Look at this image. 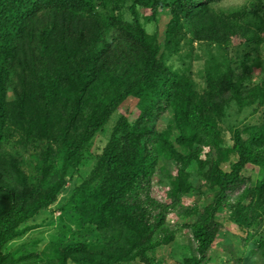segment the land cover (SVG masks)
I'll list each match as a JSON object with an SVG mask.
<instances>
[{
	"label": "trees",
	"instance_id": "trees-1",
	"mask_svg": "<svg viewBox=\"0 0 264 264\" xmlns=\"http://www.w3.org/2000/svg\"><path fill=\"white\" fill-rule=\"evenodd\" d=\"M212 2L0 0V264H21L24 258L14 259L5 247L38 227L30 223L54 205L90 156L94 135L113 115L110 137L92 159L88 177L73 188L67 204L58 208L61 215L45 223L51 228L47 246L51 256L46 264L147 261L149 251L173 242L166 224L169 213L180 218V227L187 228L193 246L192 256L180 264H207L208 250L222 229L216 216L221 209L232 210L227 221L239 232L238 243L226 248V263L243 264L249 244L253 245L250 255L258 250L264 258V242L253 240L251 233L258 230V214L248 215L251 207L260 209L259 213L264 210V125L226 120L250 110L259 98L264 103L260 96L264 90L259 88L245 103L242 97L235 98L230 115L222 108L224 102L217 101L223 92L239 90L235 73L247 70L242 64L243 49L241 57L237 54L240 66H233L230 56L216 57L211 49L206 50L202 98L188 80V65L182 62L173 70L161 62L165 54L179 49V43L168 46L178 32L186 35L187 31L190 44L227 45L226 36L219 35L212 24ZM160 8L167 10L168 23L162 35L150 36L145 27L157 24ZM142 10H149L150 15L144 16ZM256 26L264 30V25ZM122 41L127 44L124 53L119 50ZM128 99L135 101L137 110L132 122L119 113ZM158 121L162 123L159 128ZM218 124L229 133L230 147H218ZM169 134L188 151L183 155L172 152L177 165L172 180L158 163L161 140L167 136L166 142H173ZM12 135L20 138L11 141L7 136ZM29 145L37 147L30 151ZM203 146L231 153L237 160L229 171L212 166L202 172L212 195L210 203L184 206L182 199L194 190L186 171ZM18 147L31 156V170L23 168L30 163ZM247 165L257 166L249 186L230 196L240 186L239 175ZM204 166L195 167L193 174ZM5 176L13 177L11 183ZM154 178L159 188L169 184L168 202L151 196ZM254 192L259 193L247 207L239 204Z\"/></svg>",
	"mask_w": 264,
	"mask_h": 264
},
{
	"label": "rangeland",
	"instance_id": "rangeland-1",
	"mask_svg": "<svg viewBox=\"0 0 264 264\" xmlns=\"http://www.w3.org/2000/svg\"><path fill=\"white\" fill-rule=\"evenodd\" d=\"M212 10L214 13L213 25L216 28L219 35H225L227 38V45H215L211 44V47H208L205 44L199 46L198 42H194L190 44L189 42V33L186 31V35L182 32H178L174 35V38L170 45H174L179 43V49L176 53H172L170 55L165 54V49L162 48L161 51L164 52L165 58L162 60V63H165L167 68L170 69H179L182 62L183 64L188 65V80L193 84V90L195 93L198 94L197 97L204 96L205 86L207 81V73L204 68V63L207 59L206 50L211 49V55L218 56V54H222L225 57H231L229 59L233 66H240L239 60L237 58V54L241 57L239 53L243 49L245 60V66H247V70L237 69L235 76V82L238 86H240L237 93L239 96H236L232 92L228 94L223 92V97L218 99L217 101H223L224 105L222 108H226L225 112L227 115L233 113L231 105L235 102V98L242 97L245 101L252 100L250 97H255L257 94V90L261 88L264 90V30L263 28H258L256 25L263 27L264 25V0H215L212 2ZM161 12V16L158 19L157 24H147L145 29L148 35H152L156 33L157 35H162V32L165 28V25L168 23L169 17L165 15L167 12L166 9H159ZM117 12V11H116ZM164 12V13H163ZM142 14L144 16H149V10H142ZM256 16L259 18L257 19ZM145 20L142 19V24L145 25ZM240 30V32H239ZM244 33H246L244 35ZM112 36V35H111ZM188 36V37H187ZM249 39V40H247ZM111 40L114 42L113 37ZM124 44V45H123ZM122 46L119 45V50L126 52V42L122 41ZM243 46V48H241ZM172 47V46H171ZM219 49V50H217ZM248 57V59H247ZM170 63H173V66H170ZM241 64V65H242ZM254 92L253 93H250ZM7 97L11 98L10 93H7ZM250 96V97H249ZM264 97V93L260 95ZM255 101V100H254ZM263 99L259 98L257 101L253 103L250 110L245 111L240 116H228L226 119L230 124H237L238 120H242V123L251 124L252 122H258L259 126L264 125V103L262 102ZM230 107V108H227ZM255 108V109H254ZM254 109V111H251ZM119 113H123L129 122H132L137 117V110L135 108V101L128 99L125 101ZM213 115L212 111L209 112V118ZM115 115L111 117V119L104 125L101 131L97 132L91 143L90 147V156L87 157L86 162L83 166H80L78 171L75 175L69 180L68 183L65 184L59 195L57 196V201L51 206L43 215H41L37 220L30 223L32 225H36L35 229L27 233L24 237L20 239H16L10 242L5 247V252L12 254L14 259L24 258L21 261V264H34L33 262L36 261L38 264H46L47 259L51 256V252L48 251V238L50 236L51 228H47L45 223L51 217L54 219L61 215V211L58 210L60 206L63 204H67L69 197L72 195L73 188L77 187L84 181L90 172V164L92 159L99 155L103 148L105 147L109 137L110 131L114 124ZM262 117L261 120L258 119ZM248 122V123H247ZM224 124V123H223ZM223 124H218V129L220 130V134L218 136L219 142L218 147L220 149H224L227 146L230 147L232 142L230 140L229 133L224 130L223 131ZM249 124V125H250ZM255 124V123H253ZM158 128L162 126L160 121L157 122ZM172 136L173 142H166L167 136L161 140V159L158 162L159 166L164 170V175H170L168 180H172L176 173L177 165L173 162L172 152L176 151L181 155L188 152L187 150L183 149L180 146V142L174 141L177 138L173 134H169ZM11 141L15 140L18 141L17 136H7ZM9 142V146H12V142ZM15 141H13L15 143ZM31 142V141H30ZM31 144V143H30ZM196 146V145H195ZM30 151H34L37 146L29 145ZM20 154H23V158L27 160L30 165L28 166L24 164V169L31 170L33 168L34 163L32 164V158L26 151L18 147ZM219 151V150H218ZM198 157L194 160L192 165L188 167L187 171L189 173L190 179L189 181L193 184L194 190L193 193L187 197L185 196L182 200V204L184 206L191 207L192 205L201 204L205 205L210 203L212 199V195L208 192L209 187L206 185L205 177H203L202 172L207 171L210 167L214 166V169L222 170V171H229L230 164L236 162L237 157L230 153L227 154L226 151L223 153L216 152L215 150H210L209 146H203L199 151ZM19 160H21V156H19ZM18 161V160H17ZM18 163L23 164V162L18 161ZM198 163H201L198 165ZM206 164V165H205ZM206 167H205V166ZM203 168L202 171H199L198 174H193L197 172V169ZM257 171V166L253 167L247 165L245 169L240 173V186L237 187L230 196L239 194L240 189L243 187H248L250 183V174H253ZM193 175V176H192ZM192 176V177H191ZM7 182L11 183L12 178L10 179L8 176L6 177ZM163 180L168 181L166 178ZM18 181V189H21V180ZM170 188L169 184L163 189L159 188L156 184V179H153L151 187L149 189L151 196L158 200L159 202H168V198L166 195L167 189ZM259 192H254L251 196L243 197L239 204H244V207H247L246 204H250L255 197L258 195ZM234 200H228V204H232L235 202ZM232 210L221 209L216 214L217 221L222 224V229L218 237H216L214 243L208 250V254L210 256L209 261L207 264H229L226 263L228 259L226 248L233 246L234 244L238 243V238L236 237L239 234L236 226L232 223L227 221L228 215L231 214ZM260 212V209H254L253 207L250 208V213L248 214L250 217L258 214L257 221L259 223L258 230L251 231L253 234V240H260L264 242V210ZM261 214V216H259ZM166 224L169 226L170 230L173 232V242L169 246H161L158 248L153 249L147 253V261H134L126 264H180L182 259L185 257L192 256V242L190 240V234L187 228L180 227V218L174 213H169L166 217ZM188 247V249H187ZM253 245L249 244L248 248H245V253L243 255L244 262L243 264H264V258L257 253L252 256L251 250ZM71 264V263H67Z\"/></svg>",
	"mask_w": 264,
	"mask_h": 264
}]
</instances>
